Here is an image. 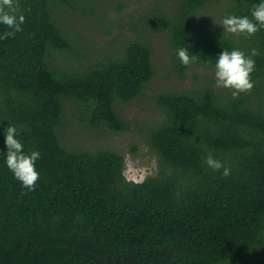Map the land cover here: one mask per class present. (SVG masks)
<instances>
[{"label": "trees", "instance_id": "obj_1", "mask_svg": "<svg viewBox=\"0 0 264 264\" xmlns=\"http://www.w3.org/2000/svg\"><path fill=\"white\" fill-rule=\"evenodd\" d=\"M92 1L18 0L22 30L0 39V264H264V29L245 38L221 25L200 36L194 24L209 0L158 1L145 24L167 39L180 80L193 65L215 70L223 50L259 55L254 87L238 98L209 85L155 96L162 117L147 142L158 170L133 182L121 153L63 142L67 117L89 130L129 131L121 107L157 74L141 38L83 56L66 22L97 13ZM260 2L227 0L222 19L250 16ZM179 48L196 61L184 66ZM9 124L26 153H41L33 191L6 165ZM209 153L230 166L228 177L207 167Z\"/></svg>", "mask_w": 264, "mask_h": 264}, {"label": "rangeland", "instance_id": "obj_2", "mask_svg": "<svg viewBox=\"0 0 264 264\" xmlns=\"http://www.w3.org/2000/svg\"><path fill=\"white\" fill-rule=\"evenodd\" d=\"M158 1L164 0H93L91 5L97 6L100 20L97 13L76 12L69 15L66 22L67 26L72 24L68 27L72 36L78 35L82 38L81 53L88 60L97 59L103 54H112L111 50L120 42L132 38L143 39L153 49L156 77L138 99L121 107L122 116L129 122V131L114 134L106 130H89L72 117L66 118L63 128V142L67 147H85L92 150L108 148L124 155V175L133 182H142L158 170L157 156L147 142L149 128L162 117L154 101L157 94L204 85L213 87L221 94L230 92L229 89L216 87L213 69L190 66L182 80L171 71L167 39L158 28L145 24V19H149ZM164 4L172 5V1H165ZM226 4L227 0H209L196 17L194 25L197 35L220 28L221 25L216 22L222 20ZM78 16L82 18L76 20Z\"/></svg>", "mask_w": 264, "mask_h": 264}, {"label": "clouds", "instance_id": "obj_3", "mask_svg": "<svg viewBox=\"0 0 264 264\" xmlns=\"http://www.w3.org/2000/svg\"><path fill=\"white\" fill-rule=\"evenodd\" d=\"M18 12V0H0V24L6 25L10 29L0 35V39L14 37L17 32L22 30L21 25L24 23L25 17L23 14L17 15ZM216 23L222 25L224 34L251 38L258 31L264 29V0L252 7L250 16L227 15ZM258 55L259 51L255 48L251 49L250 55H246L239 49L223 50L218 55L215 64L216 87L231 90L233 98L250 92L254 87L252 73L255 71V60L253 57ZM177 56L186 67L197 59L195 55L190 56L186 48L177 49ZM17 137L16 127L9 124L4 133V143L7 148L6 165L22 187L33 191L39 179L36 161L41 158V153L37 150L26 153L24 145ZM204 163L213 171L222 170L221 174L224 177H228L231 173L230 166H226L214 158L211 153L207 155Z\"/></svg>", "mask_w": 264, "mask_h": 264}]
</instances>
